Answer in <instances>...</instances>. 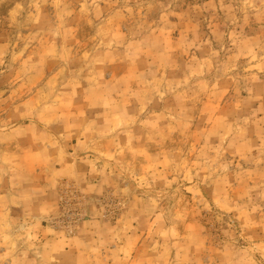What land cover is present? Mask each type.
Listing matches in <instances>:
<instances>
[{
  "label": "rangeland",
  "instance_id": "1",
  "mask_svg": "<svg viewBox=\"0 0 264 264\" xmlns=\"http://www.w3.org/2000/svg\"><path fill=\"white\" fill-rule=\"evenodd\" d=\"M0 264H264V0H0Z\"/></svg>",
  "mask_w": 264,
  "mask_h": 264
}]
</instances>
